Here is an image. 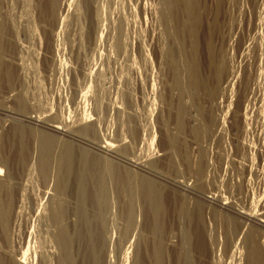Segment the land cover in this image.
I'll use <instances>...</instances> for the list:
<instances>
[{"label":"rangeland","instance_id":"1","mask_svg":"<svg viewBox=\"0 0 264 264\" xmlns=\"http://www.w3.org/2000/svg\"><path fill=\"white\" fill-rule=\"evenodd\" d=\"M85 120L139 167L47 127ZM41 135L159 188L160 264H264V0H0V264H62L57 235L72 218L49 224ZM120 188L103 262L135 264L140 249L139 263L157 264L152 217L127 227Z\"/></svg>","mask_w":264,"mask_h":264},{"label":"bare ground","instance_id":"2","mask_svg":"<svg viewBox=\"0 0 264 264\" xmlns=\"http://www.w3.org/2000/svg\"><path fill=\"white\" fill-rule=\"evenodd\" d=\"M163 1L164 0H162V2ZM169 56L170 55L167 54L166 57ZM26 118L30 122L46 124L43 121V117L38 115L27 116ZM85 122L86 120L84 121V123L82 122L83 124L79 127L76 126L77 124L73 125L74 127L76 126V128H70L72 124H70L71 126L69 125L70 127H67L66 125L65 127L61 126L59 123H47V127L52 133H56L58 135L64 134L75 136V138H85L84 143L93 146L102 154L104 153L110 156H121L122 158H124L123 160L125 161V163H128L135 167H139V162L120 154L119 148H121L122 150V147H124L125 145L120 144L119 147H116V145H113L111 143L102 144L99 140L95 141L96 138L94 137L98 135L97 123L94 121L86 123ZM90 135L93 136V138L86 137ZM41 136L42 138L38 137L39 143H37L36 146L39 155V161H36L37 163L39 162L37 168H39V172L43 179L42 181H44V184L47 183V181H49L50 179L53 181V192H46L49 194L50 198L48 216L50 218L49 221L51 222H49V224L52 223L54 225V223L56 221H59L65 214L69 215L68 217L72 218V220L70 218L72 224L66 225L64 228H61L57 235V242L61 247L59 260L62 262V264H106L103 262V257L105 255L104 247L106 248L105 243L109 239L107 237L105 238V235L103 237V232L105 233V223L106 220L108 221L107 213L109 214V210L115 204L112 203V197L111 195H109L111 182H115L116 186H118L119 188L124 187L125 189L120 190L119 194L123 195L124 193H127L126 195L129 198V203L122 213V216L125 217V220L127 221V227L134 220V217L141 213L146 214L147 217L149 215L152 217L153 222L151 223V227L154 229L155 235L157 236V239L155 238L154 240V242L157 241V243H154V252L153 254H151V256L154 255V260L156 261L155 263L160 264L164 251L162 250L163 245L160 237L163 232V218L166 211L165 203H163V196L161 195V191L159 190V188L154 185L150 186L148 184L146 190H141V188L136 185L139 183L143 184V181H136V179L132 176L127 179L126 176L121 175L120 173L122 172L120 171V167L117 163L115 164L113 158L111 160L105 155L103 156L97 154L98 156H96L94 154H91V152L89 150L87 151L85 148H82L80 151L77 149V152L75 146L73 145V142L71 143L67 140L65 142H62V144L59 143L60 145H57V141H55L52 137L47 135ZM172 139L174 138H171V140ZM170 158L171 157H169V159ZM3 171V168L0 167V175H2ZM36 172L37 171L35 170V173ZM23 174H25V172ZM36 176L38 177V173ZM21 178L22 177H20V179ZM126 179L127 181L124 182ZM3 182L4 178L1 177L0 184H3ZM176 183L175 184L177 186L184 189H187V187H189L184 183ZM63 190H67L69 192L70 200L68 210L65 206L57 204L56 202L58 194ZM144 201H148L146 206L144 205ZM237 212L239 214H243V212L241 211ZM246 214L247 213H245V215ZM1 217H3L2 214ZM114 218H116V215L114 216ZM114 218L112 217L111 219ZM259 220L261 224H264V220ZM128 230L129 229H126V231ZM135 255V264H138L139 262L144 263L146 262V259L150 257L148 255L141 254L140 249ZM106 260L107 259L105 258L104 261L106 262ZM17 262V264H26V262H23L21 257L17 259ZM150 262H153L152 259L149 261V263Z\"/></svg>","mask_w":264,"mask_h":264}]
</instances>
